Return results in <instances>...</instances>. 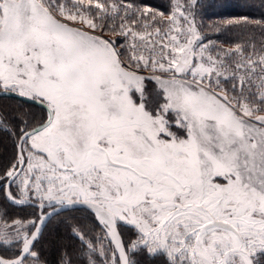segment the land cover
I'll return each mask as SVG.
<instances>
[{
    "label": "snow or ice",
    "instance_id": "1",
    "mask_svg": "<svg viewBox=\"0 0 264 264\" xmlns=\"http://www.w3.org/2000/svg\"><path fill=\"white\" fill-rule=\"evenodd\" d=\"M201 4L177 3L166 19L133 3L0 0V90L39 98L49 108L31 131L20 126L26 124L22 118L0 116L17 147L0 185H16L17 196L6 193L14 203L24 205L29 194L39 202L36 219L9 222L0 209V246L16 252L0 257V264H46L33 251L36 241L49 220L77 204L95 210L109 243L97 248L73 228L81 246L63 251L58 264H97V255L104 264H136L131 253L141 246L150 254L163 249L169 264H260L254 254L264 253V115L254 114L264 112V55L253 59V52L235 64L245 73L232 85L237 95L215 92L220 69L227 67L223 59L209 54L207 65L190 59L203 61L208 51L197 45ZM144 18L185 35L184 43L171 36L176 46L167 67L134 51L125 58L115 40L93 34L107 28L143 41L128 21L137 25ZM224 51L243 56L244 49L236 44L234 53ZM129 61L167 75L153 77L163 104L146 108L144 77L128 70ZM188 75L191 80L179 78ZM254 76L259 84L246 83ZM251 86L257 91L246 95ZM133 88L140 103L130 95ZM170 111L171 123L165 115ZM173 123L186 130V138L171 131ZM121 222L138 230L136 240L125 243Z\"/></svg>",
    "mask_w": 264,
    "mask_h": 264
},
{
    "label": "trees",
    "instance_id": "2",
    "mask_svg": "<svg viewBox=\"0 0 264 264\" xmlns=\"http://www.w3.org/2000/svg\"><path fill=\"white\" fill-rule=\"evenodd\" d=\"M99 2L106 3V6L109 3L117 2L125 5L133 3L141 9L149 8L156 12H163L167 19L174 6L177 3L184 4L185 0H99ZM95 3L96 0H93V4ZM129 15H131L130 12ZM245 18L251 23L239 25H228L227 23L228 20H243ZM256 21L264 22V0H202L199 14L196 16L198 34L202 39L197 41V45H206L208 47L207 54H210L215 59H223L227 65L226 68H221L223 71V76L220 78L221 87L213 86L215 92H223L229 98L237 95L238 92L232 90V85L237 83L238 78L244 76L245 73L243 70L236 69L235 64L253 52L255 53L253 59L264 55V26H253ZM108 23H112V21H108ZM128 26L132 27L134 32L144 35V40L141 41L139 37L134 38L131 35L121 36L118 32H112L107 28L103 32L97 30L96 33L115 40L119 50L125 53V58H127L129 52L134 51L137 55H143L149 61H166L168 56L165 55V52L161 51L158 53L156 49L161 45L159 41L162 40L165 33L172 31L173 25L163 22L154 23L144 18L137 25H133L131 20H129ZM157 28L160 29L159 33L156 32ZM133 43L136 45L135 49L131 47ZM236 44H240L244 49L243 56L225 53L224 50H232L234 53ZM160 47L162 48V46ZM197 48L199 47L197 46ZM196 59L194 58L195 62ZM129 64L131 65L129 69L144 77V93L149 96L148 100L147 98L144 100L146 108L151 111L157 105L163 104L165 102L163 96L158 95L162 93V89L153 77L165 74L158 68L135 67L131 61H129ZM140 64L143 65V61ZM233 73H236L237 79L232 78ZM257 73H259L258 65ZM224 77H227V79ZM213 79H215V76H213ZM246 83L259 84V79L254 76L252 82ZM249 90L252 92L257 91L255 86H251L250 89L246 87V95ZM255 114H264V112H256ZM3 115H7L9 120L12 117L22 118L26 124L20 126L27 127V129L43 123L47 118L45 108L13 96H0V116ZM14 124L19 125L20 120H15ZM13 131L15 132V128ZM15 135L18 136L19 133L16 132ZM16 153L17 147L14 137L0 126V175L3 174L5 169L9 168L11 163L15 162ZM10 191L14 197L17 196L15 184L11 185ZM29 198L36 200L31 195H29ZM0 209L8 212L9 215L4 217V219L9 222L13 218L36 219V214L38 213V209L34 206H16L11 204L5 197V185H0ZM73 228L84 239L92 240L97 248L101 244L107 245L109 243L106 239H103L104 229L97 222V217L92 211L72 209L61 212L48 222L41 238L35 243L33 251L41 253V259L46 261V264H58L63 251L76 252L81 246V241L72 234ZM125 229L126 227H121L119 224V230L125 243L138 237L136 228L129 226L126 229L127 231ZM96 237L101 239L97 241L94 239ZM11 247L15 249L19 248L20 245L17 244ZM0 254L10 258L15 257L16 252L0 246ZM93 258L97 260V264H104V261L98 255ZM131 258L136 261V264H169V258L165 253L155 252L150 254L143 246L139 250L132 252ZM254 260L264 264V253L255 254ZM31 264H36V262L31 260ZM74 264H83V262L74 260Z\"/></svg>",
    "mask_w": 264,
    "mask_h": 264
},
{
    "label": "rangeland",
    "instance_id": "3",
    "mask_svg": "<svg viewBox=\"0 0 264 264\" xmlns=\"http://www.w3.org/2000/svg\"><path fill=\"white\" fill-rule=\"evenodd\" d=\"M181 24H183V21H181ZM173 27H175V26H172V28ZM184 27H187V25H184ZM93 34H95V35H100V34H97L96 32H94ZM173 35H178V33L177 32H175V31H171V32H169L168 33V35H165L163 38H162V40H160L159 41V43L161 44L160 46H162V48L159 46V48L158 49H156L157 50V52L158 53H160L161 51H163V52H165V55H167L168 57L166 58V61H164V62H160V63H164L165 64V67H167V61L169 60V59H171L172 58V55H173V53L171 52V49L172 48H174L175 46H176V44H175V42H171V36H173ZM103 38H106V37H104L103 36ZM178 39H179V42L180 43H184V41H185V35H184V33L183 32H181L179 35H178ZM148 41H149V39H147ZM158 40V39H157ZM139 49H141V48H139ZM197 52H199V48H197ZM209 54H207V52H205L204 53V57H205V59L206 60H201L200 59V57L197 55L196 57H191L190 59L192 60V62L193 63H196V64H198V63H201V62H203V63H205L206 65L209 63V61L207 60V56H208ZM194 58H197L196 59V62L194 61ZM213 59H215V58H213ZM129 71H132L131 69H128ZM220 71L221 72H223L221 69H220ZM141 76V75H140ZM159 76H161V77H163V78H165V79H167L168 77H167V75L165 74V75H159ZM143 77V76H142ZM179 78H184V79H188V80H191L192 79V77L190 76V75H188V76H179ZM158 82V81H157ZM158 85H159V87H160V84H159V82H158ZM143 87H144V83H143ZM161 88V87H160ZM130 95L132 96V98H133V100L136 102V103H140L141 101H140V93L139 92H137L136 91V89L135 88H133L132 90H131V92H130ZM144 96H145V99L147 98V100H148V98H149V96H148V94L146 93H144ZM37 99H39V98H37ZM46 103V102H45ZM46 112H47V117H48V110L46 109ZM166 115V119H168L169 121H170V123L171 122H173L174 120H175V114L173 113V112H168L167 114H165ZM254 115H264V114H254ZM47 119V118H46ZM36 126V125H35ZM34 127V126H33ZM33 127H31V128H33ZM31 128H29V129H31ZM171 131L172 132H174V133H176V135H178V136H180V137H182V138H186L187 137V133H186V130L185 129H183V128H179V127H177L174 123L172 124V127H171ZM26 167V166H25ZM29 195H31V194H29ZM14 197V196H13ZM120 225H121V227H126V229H128V227L129 226H131V225H128V224H126V223H123V222H121L120 223ZM132 227H134V226H132ZM135 228V227H134ZM125 229V230H126ZM136 231H138L137 229H135ZM127 231V230H126ZM129 231H131V230H129ZM132 232V231H131ZM137 239V237H135L134 239H132L131 241H134V240H136ZM157 252H163V253H165L166 255H167V253L163 250V249H161V250H159V251H157ZM259 252H257V253H255V254H258ZM254 254V255H255ZM168 256V255H167Z\"/></svg>",
    "mask_w": 264,
    "mask_h": 264
},
{
    "label": "water",
    "instance_id": "4",
    "mask_svg": "<svg viewBox=\"0 0 264 264\" xmlns=\"http://www.w3.org/2000/svg\"><path fill=\"white\" fill-rule=\"evenodd\" d=\"M0 96H13V97H16V98H18V99H21V100H23V101H26V102H29V103H33V104H36V105H39V106H41V107H43V108H45V109H47L48 110V114H49V108H48V105H47V103H42L41 102V100L40 99H37V98H32V97H27V96H23V95H20L19 93H17V92H12V91H8V92H5V91H3V90H0ZM42 124V123H41ZM41 124H38V125H36V126H34L33 128H35V127H38V126H40ZM32 129V128H31ZM31 129H28L29 131H31ZM12 185V184H11ZM10 188L11 187H8L7 185H5V197H6V193L7 192H9L10 191ZM11 192V191H10ZM13 196V195H12ZM7 199V198H6ZM11 204H14V205H16V206H35L37 203H39L38 201H35V200H32V199H28L26 202H25V204L24 205H20V204H18V203H14L12 200H10V199H7ZM72 209H87V210H89V211H92L93 213H95V210L93 209V208H91L90 206H86V205H83V204H77L76 206H74V207H68L67 209H65V210H62L61 212H64V211H68V210H72ZM52 209H48V211H51ZM60 212V213H61ZM98 219V218H97ZM50 221V220H49ZM48 221V222H49ZM48 222H47V224H48ZM45 229V228H44ZM118 230H119V225H118ZM43 232H44V230H43ZM119 232H120V230H119ZM43 234V233H42ZM120 235H121V233H120ZM42 236V235H41ZM41 236H40V238H41ZM121 237H122V235H121ZM39 238V239H40ZM123 238V237H122ZM38 239V240H39ZM37 240V241H38ZM36 241V242H37ZM0 257H3V258H5V259H11V258H14V257H10V258H8V257H4V256H2L1 254H0Z\"/></svg>",
    "mask_w": 264,
    "mask_h": 264
},
{
    "label": "flooded vegetation",
    "instance_id": "5",
    "mask_svg": "<svg viewBox=\"0 0 264 264\" xmlns=\"http://www.w3.org/2000/svg\"><path fill=\"white\" fill-rule=\"evenodd\" d=\"M29 199H31V198H29ZM33 200V199H32ZM36 201V200H35ZM35 207V206H34ZM37 208V207H36ZM39 211V210H38ZM47 211H48V209H47Z\"/></svg>",
    "mask_w": 264,
    "mask_h": 264
}]
</instances>
